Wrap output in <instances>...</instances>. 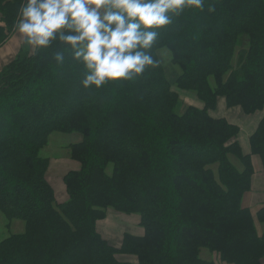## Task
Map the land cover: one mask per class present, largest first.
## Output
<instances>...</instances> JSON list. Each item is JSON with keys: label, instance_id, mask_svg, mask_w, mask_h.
I'll use <instances>...</instances> for the list:
<instances>
[{"label": "trees", "instance_id": "obj_1", "mask_svg": "<svg viewBox=\"0 0 264 264\" xmlns=\"http://www.w3.org/2000/svg\"><path fill=\"white\" fill-rule=\"evenodd\" d=\"M44 1L0 0V48L37 34L0 71V264H264V204L246 205L254 156L264 169V0H89L99 23L59 0L55 26ZM174 86L204 108L180 113ZM219 98L258 115L248 154L239 126L210 114ZM55 133L80 135L65 203L43 156ZM111 210L142 234L112 245L98 226Z\"/></svg>", "mask_w": 264, "mask_h": 264}, {"label": "rangeland", "instance_id": "obj_2", "mask_svg": "<svg viewBox=\"0 0 264 264\" xmlns=\"http://www.w3.org/2000/svg\"><path fill=\"white\" fill-rule=\"evenodd\" d=\"M81 1L86 11L92 15L91 17L94 21L99 23L104 19V17L103 19H101L104 10L101 9L100 6L95 5L89 0H81ZM46 12L49 15V21L53 26L57 25L60 18L63 16V9H60L58 3L55 1H50L46 3ZM29 33H31V31ZM36 42H37V34L34 31V34L31 33L30 42L26 43V45H29L30 47H32V49H34L36 46ZM162 51L168 52L167 50H162ZM168 53H162L161 55V59L165 67H168L171 62L169 57L170 53L169 54ZM171 66H173L172 63ZM168 74H169L168 78L169 76H171L172 78L173 75L172 69L168 71ZM174 88L179 93L181 106L178 111L180 113H183L186 110V108L189 106L198 107L201 109L204 108V103L198 98L196 93L191 91L180 90L175 86ZM210 114L216 118H225L228 121L234 122L236 125H238L240 128V135L238 141L242 145L244 153L247 154L250 152V148L248 145L249 134L252 131H254L258 125V119H257L258 115L249 117L244 115L239 108L236 109L228 108L226 107V103L223 98L218 99L217 108L213 111H210ZM79 138H80L79 134L64 135V134L55 133L52 135L50 139L49 147L43 152V156L49 158L51 161L50 168L48 171V180L51 186L53 187V189L55 190L56 199L58 203H65L68 199V193L65 184L63 182L64 176L69 171L80 169V164H78L77 162L73 161L70 158V149H69L72 144L77 143L79 141ZM232 161L235 163V165L237 164L239 167H241L240 163L237 160L233 158ZM253 163L257 173L260 174L259 168L260 166H262L261 163L259 161H256L255 159L253 160ZM262 173H264V169L261 171V174ZM259 183L260 184L262 183L261 180H259ZM262 194L263 192H260L257 197L259 198L260 196H262ZM247 204L248 202L246 203V205ZM250 208L252 209V211H254L252 207ZM138 217L139 216H133V215L128 216V215L117 214L115 211L111 210L108 212L107 219L99 223L98 225L99 231L104 237H106L109 240V242H111L112 245L119 247L122 242L123 235L125 233H130L133 235L142 234L143 229L139 226V221L137 219ZM4 228H3V221L0 217V237L3 235L6 236L7 233L9 232L6 229V227ZM10 231L12 234L23 233L25 231L24 223L15 222L14 225L12 226V229H10ZM201 256L205 260L219 261V257L216 254H211V252L206 249L202 250ZM119 259L123 261L125 260L134 261L133 258L127 259V258L119 257Z\"/></svg>", "mask_w": 264, "mask_h": 264}, {"label": "crops", "instance_id": "obj_3", "mask_svg": "<svg viewBox=\"0 0 264 264\" xmlns=\"http://www.w3.org/2000/svg\"><path fill=\"white\" fill-rule=\"evenodd\" d=\"M50 1L57 2L59 5V8L63 9V16L60 18V20H62L65 17L66 13L68 12V6L63 5L59 0H45L44 1V7H45V13H46L48 19H49V15L46 12V3L50 2ZM66 9H67V11H66ZM89 15L92 16L91 14H89ZM49 23H50V21H49ZM0 25H1V23H0ZM29 29H30L31 33L34 34L35 30L33 27H31V28L23 27L19 31H17L14 34V36L3 47L0 48V71L2 70V68L5 65L9 64L10 62H12L15 59V57L18 55V53L21 50L20 48H22L24 45H26V43L30 42L31 33H29L30 32ZM31 49H32V47H31ZM231 123H234V122H231ZM251 128H253V127H251ZM248 145H249V143H248ZM254 159L261 163V160L259 159V157L254 156L253 160ZM261 165H262V163H261ZM262 170H263L262 166H260V168H259L260 174H258L256 169H255L256 172L254 175L253 197L248 201V206L252 207L254 211H256L260 206H262L264 204V173L261 174ZM259 180H261V182H262L261 184L259 183ZM260 192H263V194H262V196H260L258 198L257 196ZM3 225H4V220H3Z\"/></svg>", "mask_w": 264, "mask_h": 264}]
</instances>
